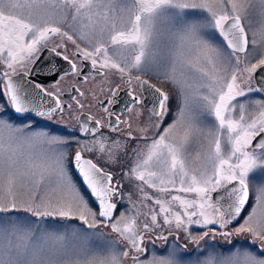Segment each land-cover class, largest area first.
<instances>
[{"label": "snow or ice", "instance_id": "snow-or-ice-1", "mask_svg": "<svg viewBox=\"0 0 264 264\" xmlns=\"http://www.w3.org/2000/svg\"><path fill=\"white\" fill-rule=\"evenodd\" d=\"M0 264H264V0H0Z\"/></svg>", "mask_w": 264, "mask_h": 264}, {"label": "flooded vegetation", "instance_id": "flooded-vegetation-1", "mask_svg": "<svg viewBox=\"0 0 264 264\" xmlns=\"http://www.w3.org/2000/svg\"><path fill=\"white\" fill-rule=\"evenodd\" d=\"M44 63L46 64L47 63V59H45V61H44ZM65 67H67V65L65 64L64 65ZM45 70L47 71V69L45 68ZM40 82H48L49 83V86H50V78H47L46 76L43 78V80H41ZM151 82H153V83H155V81L153 80V81H151ZM66 87H67V85H65ZM88 87H90V84L89 85H83L82 86V88H83V90H85V91H87V88ZM121 95H123V93H121ZM93 112H96L97 111V109H95V108H93V109H91ZM147 117L145 116V119H146ZM169 122H171V117L167 120V121H165V126H166V124L167 123H169ZM57 126H59V125H57ZM162 130V129H161ZM131 159H128V160H125L123 163H124V165H125V167H123V171H126L127 170V165H130L131 164ZM106 167H108L109 168V170H112L113 168H116L117 169V175H116V178L117 179H120L121 178V175H122V171L120 170V168L118 167V166H110V165H106ZM125 183V189L127 190L128 189V187H129V185H128V183L125 181L124 182ZM149 191H151V190H149ZM214 196L216 195V194H213ZM126 206V205H125ZM120 210H122V208L120 209ZM212 227H215V226H212ZM228 230H230V229H228ZM233 242H237V243H239V244H246L247 243V241H245L244 240V238L243 237H237ZM150 247H152L151 245H150ZM155 247V250H157L158 252H165L166 250H167V247H168V245H166V244H163L162 242H160V241H157L156 242V245L154 246ZM253 247H255V246H253Z\"/></svg>", "mask_w": 264, "mask_h": 264}, {"label": "rangeland", "instance_id": "rangeland-1", "mask_svg": "<svg viewBox=\"0 0 264 264\" xmlns=\"http://www.w3.org/2000/svg\"><path fill=\"white\" fill-rule=\"evenodd\" d=\"M135 198V197H134ZM123 210V209H122ZM105 231L107 232L108 230L105 229ZM219 244H220V247H221V250H227V249H231L233 247V245H230L228 244L226 241H219ZM233 244H236L237 246H239V243L237 242H233ZM157 251V250H156ZM158 252V251H157ZM166 252V251H165ZM165 252H158V254H164Z\"/></svg>", "mask_w": 264, "mask_h": 264}, {"label": "water", "instance_id": "water-1", "mask_svg": "<svg viewBox=\"0 0 264 264\" xmlns=\"http://www.w3.org/2000/svg\"><path fill=\"white\" fill-rule=\"evenodd\" d=\"M46 56H47V54H46ZM37 68H38V69H40V68H44V64H40V63H38ZM44 71L46 72L45 69H44ZM44 77H45V75H44L43 73H40V74H38L37 76H35L34 79H36V80H38V81H41V80H43Z\"/></svg>", "mask_w": 264, "mask_h": 264}]
</instances>
